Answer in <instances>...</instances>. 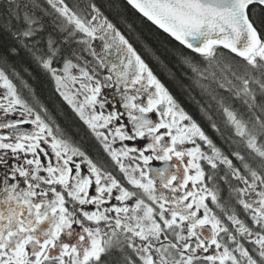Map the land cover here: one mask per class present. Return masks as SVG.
I'll list each match as a JSON object with an SVG mask.
<instances>
[{"label": "snow or ice", "instance_id": "snow-or-ice-1", "mask_svg": "<svg viewBox=\"0 0 264 264\" xmlns=\"http://www.w3.org/2000/svg\"><path fill=\"white\" fill-rule=\"evenodd\" d=\"M126 2L182 46L226 147L104 15L115 0H0V264H264V0Z\"/></svg>", "mask_w": 264, "mask_h": 264}, {"label": "trees", "instance_id": "trees-1", "mask_svg": "<svg viewBox=\"0 0 264 264\" xmlns=\"http://www.w3.org/2000/svg\"><path fill=\"white\" fill-rule=\"evenodd\" d=\"M98 4L103 5L105 0H96ZM122 6L123 11L118 13L115 10L102 7L104 15L117 27L119 31L129 40V42L137 49L138 53L145 59L146 63L152 68L154 74L167 88L169 93L178 102L189 115H191L198 123L202 124L206 132L215 140L218 146L226 147L218 136L208 128L207 123L200 115V109L196 101H202L198 90L191 85L190 71L178 63L176 57L172 54L173 49L182 48L179 42L172 39L166 33L150 23L142 17L137 11L130 7L124 0H115ZM121 16H124L128 23L132 25L129 29L125 23L121 22ZM139 37V39H137ZM145 45L155 52L164 64L167 65V71L161 67L153 59L152 55L145 50ZM185 51H187L185 49ZM17 70L27 80L35 90L37 96L42 103L49 108L52 107V98L58 99V96L52 88L50 78L41 72L32 61L21 50L19 57H13ZM27 68L31 72L29 76L24 69ZM19 84V81H15ZM194 97L195 99H192ZM66 108V107H65Z\"/></svg>", "mask_w": 264, "mask_h": 264}, {"label": "flooded vegetation", "instance_id": "flooded-vegetation-1", "mask_svg": "<svg viewBox=\"0 0 264 264\" xmlns=\"http://www.w3.org/2000/svg\"><path fill=\"white\" fill-rule=\"evenodd\" d=\"M97 45H99L100 44V42L99 41H96L95 42ZM50 82H51V84H52V88H53V90H54V83H53V81L50 79ZM0 91H3L2 89H0ZM55 92V91H54ZM56 95L58 96V99L60 100V97H59V95L56 93ZM66 107V106H65ZM194 119V118H193ZM26 127H29V126H26Z\"/></svg>", "mask_w": 264, "mask_h": 264}, {"label": "water", "instance_id": "water-1", "mask_svg": "<svg viewBox=\"0 0 264 264\" xmlns=\"http://www.w3.org/2000/svg\"><path fill=\"white\" fill-rule=\"evenodd\" d=\"M126 2V0H124ZM127 3V2H126ZM130 6V5H129ZM131 7V6H130ZM135 10V9H134ZM136 11V10H135ZM138 12V11H137ZM139 13V12H138ZM140 14V13H139ZM142 16V14H140ZM143 17V16H142ZM145 19H147L146 17H144ZM151 23V21H149ZM155 26V25H154ZM157 27V26H156ZM158 28V27H157ZM161 31H163L162 29H160ZM167 34V33H166ZM168 35V34H167ZM172 38V37H171ZM174 39V38H172Z\"/></svg>", "mask_w": 264, "mask_h": 264}]
</instances>
